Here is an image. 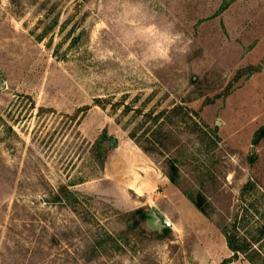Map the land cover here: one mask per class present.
<instances>
[{
  "label": "rangeland",
  "instance_id": "obj_1",
  "mask_svg": "<svg viewBox=\"0 0 264 264\" xmlns=\"http://www.w3.org/2000/svg\"><path fill=\"white\" fill-rule=\"evenodd\" d=\"M263 126L264 0H0V264H221L236 211L264 229ZM151 206L167 237L122 233Z\"/></svg>",
  "mask_w": 264,
  "mask_h": 264
},
{
  "label": "trees",
  "instance_id": "obj_2",
  "mask_svg": "<svg viewBox=\"0 0 264 264\" xmlns=\"http://www.w3.org/2000/svg\"><path fill=\"white\" fill-rule=\"evenodd\" d=\"M179 109L182 110L181 107ZM103 138L104 137H102L101 139ZM263 138L264 126L256 132L253 138V144H258ZM160 143H162V141ZM137 144L144 152L148 153V150L145 147H143L139 143ZM100 150L102 153H100L99 156L101 157V165H103L106 160L107 148L102 145V147H100ZM163 172L169 178L172 184L180 186V171L178 165L174 161L170 160L167 164V168ZM252 184L254 183L248 181L244 184L243 188H255ZM184 193L201 213L206 216H212V207L203 193L199 191H197L196 193L184 191ZM70 198L72 200H76L74 194L65 185L60 186L57 190V193L54 194V201L59 202L70 200ZM122 218L125 223V229L123 232H121L124 234L130 233L138 237L147 235L148 237L151 236L159 239L167 237V235H169L171 232L170 228L162 229V231L160 232L156 230H151L150 232L147 231L145 223L150 218V216L148 211H146L144 208H138L136 210L123 213ZM240 220L241 218L239 216V211H236V213L233 214L232 219L228 223H226L225 225L221 224V230L226 238L227 246L233 253L231 257L226 258L221 264H229L230 262H232V260L237 258L239 254L245 256L251 264H264V229L258 228L257 235L248 237L247 234H243L242 232H240Z\"/></svg>",
  "mask_w": 264,
  "mask_h": 264
},
{
  "label": "water",
  "instance_id": "obj_3",
  "mask_svg": "<svg viewBox=\"0 0 264 264\" xmlns=\"http://www.w3.org/2000/svg\"><path fill=\"white\" fill-rule=\"evenodd\" d=\"M117 141L113 138L110 139V145L116 146ZM151 213H150V222L152 227L156 230L165 229V228H172L173 224L170 220L156 207L151 206Z\"/></svg>",
  "mask_w": 264,
  "mask_h": 264
}]
</instances>
